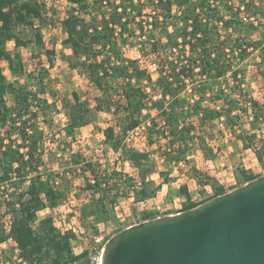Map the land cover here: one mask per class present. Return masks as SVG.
<instances>
[{
	"label": "trees",
	"instance_id": "trees-1",
	"mask_svg": "<svg viewBox=\"0 0 264 264\" xmlns=\"http://www.w3.org/2000/svg\"><path fill=\"white\" fill-rule=\"evenodd\" d=\"M69 1L72 6L59 23L67 33L62 43L72 53L61 52L60 57L73 68H88L90 80L101 91L95 106L77 91L69 97L53 85L56 48L45 50V61L41 53L35 56L30 69L24 60L23 48L31 47L36 55L44 45L42 27L56 21V10L48 8L44 0H0V248L15 241L25 264H75L89 255L88 250L74 252L72 239L76 235L72 230L61 231L53 216L39 218L41 211L59 206L70 194L77 198L87 195L79 205V218L97 231L101 223L118 220L128 199L140 203L157 196L162 183L152 178L154 173L160 172L163 182L173 180L167 171L159 170L151 152L128 142L130 132L138 126L146 124L148 143L157 144L161 159L180 163L201 186L213 188L214 194L205 200L225 190L210 172L198 167L194 159L197 151L214 159L228 144L237 145L241 140L244 149L251 148L264 162V102L253 94L248 64L250 49L264 45V0H213L214 5L212 0H159L167 17L175 2L186 5L183 25L168 34L169 40L176 43L182 37L184 43H191L188 35L198 38L191 47L201 48L203 72L210 80L194 87L199 95L187 106L180 98L186 84L179 82L176 66L169 63L175 80L163 73L158 77L163 97L154 101L148 112L143 111L149 100L140 81L149 76L134 60L124 62L120 55V46L129 42L138 27L131 13L137 8L135 1ZM93 8L98 12L94 17ZM147 48L146 53L158 54L163 71L167 60L161 41L148 43ZM260 56L264 79V54ZM183 71L192 76V64ZM134 76L136 83L131 80ZM122 77L129 81H121ZM113 82L121 83L123 90L118 105L110 99L111 89H116ZM167 104L169 110L164 108ZM153 107L159 110L154 113ZM62 111L67 120L59 132L54 128L55 118ZM98 111L110 112L119 121L118 131L114 126L103 130L100 148L103 155L116 156L113 167L74 148L76 132L90 124ZM53 157L60 170L49 167L47 159ZM125 162L135 171L126 172L118 166L124 167ZM241 163L235 167L239 185L258 177ZM180 190L189 195L186 185ZM196 205L189 202L183 210ZM140 217L142 221L154 219L155 212L143 210Z\"/></svg>",
	"mask_w": 264,
	"mask_h": 264
},
{
	"label": "water",
	"instance_id": "water-1",
	"mask_svg": "<svg viewBox=\"0 0 264 264\" xmlns=\"http://www.w3.org/2000/svg\"><path fill=\"white\" fill-rule=\"evenodd\" d=\"M101 257L102 264H264V175L118 231Z\"/></svg>",
	"mask_w": 264,
	"mask_h": 264
},
{
	"label": "rangeland",
	"instance_id": "rangeland-1",
	"mask_svg": "<svg viewBox=\"0 0 264 264\" xmlns=\"http://www.w3.org/2000/svg\"><path fill=\"white\" fill-rule=\"evenodd\" d=\"M47 3L48 8H53L58 13L56 21H52L51 25L47 27H42V31L44 34V45L37 50L38 54L33 55V50L31 47L23 48L22 53L24 60L26 61L27 67L30 69L32 68V60L35 56H38L40 53L42 54V59L46 60L45 50L47 48H56L57 55L55 56V64L54 67L51 69V76L53 78V85L57 88V90L66 96L72 97V92L77 91L82 99H87L92 106L96 105V97L101 96V91L97 88V86L90 80L89 78V70L85 66H78V67H71L66 60L60 57L61 52H65L67 54L68 50L66 49L62 43L64 38V31L59 23L62 17L65 16L66 12L70 9L72 4L69 0H44ZM97 9V8H96ZM95 8L92 9V15H98V12ZM99 10V9H98ZM90 16H88L89 18ZM54 22V23H53ZM29 32V31H27ZM30 33V32H29ZM135 43V42H134ZM124 44V43H122ZM133 43H131L132 46ZM9 48H14V43H9ZM120 55L123 58H127V56H133L132 53L127 48L125 50H120ZM62 59V60H61ZM37 60V59H36ZM67 63H66V62ZM151 61V57H146L145 62ZM260 59L256 56L251 58L249 61V68L251 70L249 76L250 85L257 84V79L255 75L258 73L260 74ZM5 69H8L7 65L5 64ZM9 72V70H8ZM264 80L263 78L261 79ZM121 83L115 84L114 82L111 83L116 89H111V100H114L115 103L118 105L122 101L120 96V92L118 89L120 88ZM147 85V84H144ZM252 85V86H253ZM251 86L252 91L254 89ZM195 87V86H194ZM264 89V88H263ZM256 90V89H255ZM262 90V89H261ZM152 92L155 93V90L152 89ZM263 93V94H262ZM260 95H255L259 101L264 102V91H262ZM193 93L190 91H184L180 94V98L186 104L190 103V97ZM159 109L157 107L152 108V112L156 113ZM121 113V109L117 110ZM55 122V130L61 132L63 129V125L66 123L67 117L64 111L60 112L56 116ZM93 123L83 129L82 131L76 134V138L74 141V148L81 149L87 156L93 157L94 160L102 159V163L106 166L113 167L115 164L116 156L114 154L103 155L101 152V142L104 139V134L102 132L103 128L107 127L109 124L116 125L118 124V118L115 117L112 113H108L107 111H98L93 117ZM147 128H143L139 130V132H132L129 134L128 142L134 145L141 151H149L151 152L153 158L157 160V165L160 168L164 167V161L161 160L160 156L156 152L157 144H149L147 140ZM60 134V133H58ZM61 138V136H60ZM219 142H223L222 139H219ZM52 148H56L55 145ZM247 155H245L246 157ZM51 160V161H50ZM196 160V159H195ZM49 161V167L54 168V170H60L59 164L57 163V158L53 157L52 159H47ZM245 162L249 168L258 169L264 163H258V165H254L253 162L246 158ZM257 162V161H256ZM201 162H199V165ZM120 168H124L126 172H133L131 171L132 168L129 164L122 167L121 164L118 165ZM171 169L178 171L179 169L176 167L175 163H171L169 165ZM77 176L80 177L79 174ZM220 178L228 184V182H233L232 176H220ZM79 184H75V190H78ZM205 191V195H206ZM160 196L163 195L161 194ZM204 197V196H203ZM87 195L83 194L80 198L75 197L73 194L67 198L66 201H63L57 207H48L39 213V218H43L46 216H53L57 226L61 231L65 232L68 229L76 228L77 231L82 236L81 239H73L72 240V247L76 254H80L84 250L89 251V255L82 259L81 261L76 262L75 264H101V255H102V248L104 247L105 243L108 240V237L112 236L113 234L117 233L116 231L120 229L126 228L129 224L134 223L141 220V214L143 210H152L154 206L160 204L162 208H169L172 202L164 201V200H150L149 202L143 204L139 203L136 204L133 199H128L124 202L123 210H119V218L118 220L113 223H101L99 225L98 230L88 228L90 224L84 225L82 220L79 218V205L81 202L86 201ZM98 232V233H97ZM97 237H103L100 241H97ZM0 264H15L18 262V251L16 243L13 240H10L7 243L1 245L0 248Z\"/></svg>",
	"mask_w": 264,
	"mask_h": 264
},
{
	"label": "built area",
	"instance_id": "built-area-1",
	"mask_svg": "<svg viewBox=\"0 0 264 264\" xmlns=\"http://www.w3.org/2000/svg\"><path fill=\"white\" fill-rule=\"evenodd\" d=\"M137 8L134 9L131 13L135 15L136 20L138 22V27L135 29V34L129 42L124 43L120 46V50H125L126 48L134 53L133 56H127V58H123L124 62H128L129 60H134L138 66L142 70H146L148 74V78L141 79L140 83L144 87L143 89L148 94V104L147 107L144 108V112H148L150 107L152 106L154 101H157L163 97L162 88L157 84L158 77L163 73L169 76V80H175L174 77L171 76V69L169 68V63H173L176 66V71L179 73V82L186 84V90L192 92L193 94L190 97V103L186 104L189 106L194 102V99L199 95L197 91H195L194 86H199L200 83L207 82L210 79L203 72V63H202V54L201 48L195 46L191 47V44H196L198 38L191 37L188 35V40L191 43H184L182 37L177 39L176 43H171L169 40L168 34L173 32L175 27H181L184 22L185 9L186 5H180L176 2L172 6V11L169 12L170 16L167 17V12L162 8L159 0H134ZM215 2L212 0V5ZM131 7H128L130 10ZM198 11H200V7H198ZM126 17L124 18V20ZM190 24L192 21L189 20ZM201 22L205 23L206 18H201ZM217 24H220V21H215ZM192 26H189V30H191ZM201 32L197 34L200 36ZM154 41H161L164 46V50H162V54L166 58V64L164 65V70L161 71V63L158 60V54L156 53H146L145 49L147 48L148 43H152ZM135 42V43H134ZM131 43L132 46H131ZM252 51L250 55V59L253 57H257L262 62V57L260 56L261 52L264 54V45L259 49H250ZM151 57V61L145 62L146 57ZM260 62V63H261ZM119 63V62H116ZM192 64L193 66V75L187 74V72L183 71L184 67ZM130 72H133L131 69ZM133 83L137 82L136 77L131 78ZM121 81L126 82L129 81L128 77H122ZM147 84V85H144ZM152 89L155 90V93L152 92ZM185 90V91H186ZM120 92V98L122 100L123 90L120 87L118 89ZM184 92V91H183ZM166 110H169L168 104L164 106ZM165 123V121H163ZM145 129L146 124L138 126L136 129L132 130V132H139L141 129ZM205 197L208 198L214 194L212 188L207 189ZM146 221V220H145ZM143 222L142 219L137 221V223ZM69 230V229H68ZM76 235L75 239H81L82 236L77 231L76 228L70 229ZM103 237H97V241H100ZM73 240V239H72ZM15 242V241H14ZM16 243V242H15ZM17 251H18V261L26 263L21 257H19L20 247L16 243ZM103 250V248H102Z\"/></svg>",
	"mask_w": 264,
	"mask_h": 264
},
{
	"label": "crops",
	"instance_id": "crops-1",
	"mask_svg": "<svg viewBox=\"0 0 264 264\" xmlns=\"http://www.w3.org/2000/svg\"><path fill=\"white\" fill-rule=\"evenodd\" d=\"M66 37H67V33L64 32V38ZM66 49L68 50L67 54L72 53L71 48L67 47ZM2 64L3 66H5V64L7 65L6 62H3ZM5 73L9 74L8 69H5ZM255 78L257 79L258 83L255 85L252 84L253 86L251 85L253 88L256 89V90L254 89L253 94L260 95L262 91H264L263 89L264 80L263 81L261 80L262 77L258 73L255 75ZM92 123L93 122H91L90 124L86 126L81 127L76 132V134L82 131L83 129L89 127ZM108 126H114L116 128V131H118V127L116 125L109 124ZM105 128H103V130ZM103 130L102 132L104 134ZM236 144L237 145L228 144L225 148H223L218 153H216V156L214 157V159L205 158L203 153L200 150L197 151L196 154L194 155V159H196L195 161L198 167H200L204 171L210 172V174L214 176L215 179L219 182V184L224 188L225 192H228L240 186L235 176V167L241 162H242L241 164L253 174L258 175V176L264 175V165H261L258 169L251 170L245 162V159L249 158L253 162L254 165H258V163H262L257 158L255 152L251 148L244 149L243 142L241 140H238ZM245 155L247 156L245 157ZM161 160L164 161L163 159ZM164 162H165L164 167L163 168L160 167L159 170L167 171L168 172L167 174L170 177H173V180H170L169 182H163V177L161 176L160 172L154 173L152 175V178L155 179L157 183H162V189L158 192L156 197L151 198L147 200L146 202H140V203L145 204L149 202L150 200L158 201L161 199L164 201L170 200L172 202L169 208H162L160 204L154 206V209H152V211L155 212V218L180 213L181 211H183V206L189 202H194L197 204L202 203L206 199V198H202V196L205 197V191H207V189L209 188H212L210 185L201 186L197 182L196 179L187 175L185 168L180 163L178 164L172 161L170 162L164 161ZM199 162H201L200 165H199ZM171 163H175L176 167L179 170L175 171L174 169H171V167L169 166ZM127 164L130 165V167L132 168L131 171L134 172L135 170L129 162H125L124 166L125 165L127 166ZM225 175H228L229 177L232 176L231 181L233 182H228V184L223 182L220 176H225ZM183 185L187 186V191L189 195H187L186 193H183L180 190V187ZM161 194L163 195V198L162 196H160ZM136 204H139V203H136ZM134 224H137V222L131 223L128 226H131Z\"/></svg>",
	"mask_w": 264,
	"mask_h": 264
},
{
	"label": "bare ground",
	"instance_id": "bare-ground-1",
	"mask_svg": "<svg viewBox=\"0 0 264 264\" xmlns=\"http://www.w3.org/2000/svg\"><path fill=\"white\" fill-rule=\"evenodd\" d=\"M101 264H102V258H101Z\"/></svg>",
	"mask_w": 264,
	"mask_h": 264
}]
</instances>
